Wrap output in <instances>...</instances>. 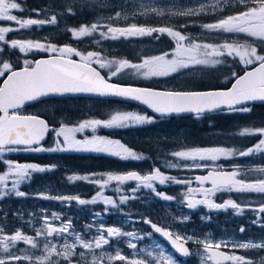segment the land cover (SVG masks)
<instances>
[{
	"label": "snow or ice",
	"instance_id": "1",
	"mask_svg": "<svg viewBox=\"0 0 264 264\" xmlns=\"http://www.w3.org/2000/svg\"><path fill=\"white\" fill-rule=\"evenodd\" d=\"M236 4L242 6L245 10L237 12L235 15H230L225 19H220L215 23L202 25L208 32L216 33H232L246 34L264 42V0H235ZM251 5V6H249ZM178 7L177 5H173ZM14 10L23 12L25 9L17 0H0V22H10L18 25L14 27H0V42L5 41V34L17 32L22 29H29L32 26H41L45 21L36 19H18L13 13ZM205 10L203 6L200 8H189L187 11L171 13V15L191 16L198 15ZM39 15V12L36 13ZM69 14L74 15L71 11ZM142 15H148L144 12ZM151 14L164 16L165 12L157 8H153ZM120 13L116 14V18L120 17ZM111 19V18H110ZM48 23L55 24L56 17L53 16ZM101 25L93 24L91 27H80L79 30H72L74 37L91 36L97 31ZM107 27V32H101L103 38H111L117 40L120 38H137L145 36H153L154 33L167 34L175 40V48L171 52H164L161 55L151 58H144L140 63H130L127 60L122 61H107L102 62L101 57L97 53L88 52L86 55L77 51L70 46L57 48L55 45H45L40 42L31 40L11 41V48H18L21 53H27L32 50H42L51 53L49 59H41L35 61L34 66H30L28 61H25V67L20 71H15L10 63H3L0 69V77L5 76L7 79L0 87V164L6 166V171L0 174V200L15 194L16 197H24L26 193L19 190V186L23 182L31 180L34 173H45L52 171L55 165L51 167L38 166L35 163H19L5 159L6 153L17 151H32V152H56V151H88L97 153H106L123 160H141L144 157L137 155L130 150L119 140L109 139L98 135H93L91 138L77 139V133H84L91 129L95 132L97 128H127L136 125L153 123V118L145 115H140L133 112H116L107 120L88 119L79 123L78 126L61 125L58 129L50 127L49 124L38 116H21L16 113L25 102L38 101L40 98L49 96L50 94H66V93H88L98 96H114L123 100H131L140 102L152 109L155 113L161 116L170 115L173 113H195L200 117L202 113L211 112L214 110L229 112H251V108L247 107L250 102H264V55L257 54L255 47L240 45L234 43H223L220 45H212L206 43L193 42L190 37H185L180 31L173 30L170 27H153L145 28L138 27L135 24L124 27ZM186 27V26H184ZM157 40L159 35L155 37ZM187 41V42H186ZM3 49L0 48V53ZM59 55H55L56 53ZM75 55L79 57V62L71 57ZM171 56V58H169ZM239 57V60L244 65H253L258 63L252 71L245 72L243 76L235 79L230 89L227 90H208V91H158L149 88L122 86L116 83H110L108 80L122 74L124 69H134L135 75L143 79L153 77H167L177 73L179 70L199 71L202 69L196 66L208 65L216 66L224 63L223 57ZM95 61L100 69L111 68V65L118 64L114 71H110L108 80L100 75L91 65ZM235 77V73H233ZM11 110V112H10ZM49 132L55 133V147L44 148L41 142L45 139ZM239 135H259L264 137V127L255 130L245 129ZM62 138V139H61ZM253 153H264V138L260 139L255 147L248 148L246 151H234L221 147H195L188 150H178L171 155L185 163L184 169H201L207 168L206 162H216L221 157L228 158L238 154L241 157L250 156ZM169 168H179V164H169ZM249 171L264 174V167L250 169ZM240 175L238 171H223L213 169L208 171L206 175H197L194 177L195 182L199 187H188L185 193L187 207L196 209L198 205H205L209 210L223 209L229 207L236 210L237 214H241L243 209L240 208L232 200H227L224 203L217 204L213 202L212 197L219 192H238V193H255L264 194V178L258 179L255 182H245L242 179H237ZM69 181H91L99 186L101 191L97 192L91 200L80 199L79 197H58L61 203H70L72 200L77 201L80 205L95 204L103 202L104 205L115 206L116 202L111 197L104 195V189L108 188L112 182H116V191H121L120 186L126 182L135 181L136 187L132 189L133 193L138 192L141 187L151 190L157 197L164 200H171L172 197L166 196L164 193L156 191L155 182L159 185H166L171 181L176 184L190 185L191 180L177 179L176 177L164 175L159 169H156L150 174L140 175L135 171H129L126 174H107L106 178L100 176L98 179H93L89 176L73 175L67 177ZM11 181V187H9ZM208 183L211 187H204ZM199 193L202 198H194V194ZM38 198L52 199L53 197L41 194ZM128 196L121 195L120 203L124 204L128 200ZM135 198V197H133ZM250 211H258L264 214V204L258 209H249ZM99 215V214H95ZM43 223L41 227L35 230V236H28L17 230L14 235H0V264H71V261L79 255L85 264H102L104 253L99 256L93 254L91 261L87 260L85 251L77 253V248L92 252L93 249H102L103 246L109 245L111 238L127 236L130 238L142 239L137 237L134 232H122L117 227L101 226L97 229L99 235L91 240H85L79 233H75L72 229V222L69 220L66 223H61L59 227L53 226L52 220H59L60 216L56 213L49 218L46 214L42 217ZM188 217H184L187 220ZM149 224L155 233L166 237L174 249L187 256L190 255L189 249L184 246L181 241H191L193 237H182L178 233H172L150 220L143 221ZM258 223V221H253ZM86 229H90L91 225H86ZM264 228V224H260ZM71 229V231H70ZM245 229L241 228V232ZM0 232L3 229L0 228ZM107 233V238L104 235ZM74 235V242H68L67 237ZM149 235H152L149 233ZM43 237V250L40 256L29 254L27 249L21 250L23 255L14 254L11 250L16 247L18 242H23L31 246L33 249L39 248L38 240ZM174 237V238H173ZM55 238H63L64 243L58 245L53 243ZM197 244H203L204 253L208 261L212 264H224L226 261H232L234 264H255V261L246 259L239 255H229L221 251H211V249H220L221 245L227 246L229 243L234 248L239 249H260L264 250V241L254 242L248 241L245 243H236L235 241H221L212 244L207 241L195 240ZM128 247L136 249L137 245L129 241ZM58 248L60 250H58ZM144 250H141L143 252ZM139 255V253H137ZM59 257V260L54 258ZM151 258V259H149ZM109 260L126 261V264H176L172 254H166L163 248H160L158 253L152 251L144 252L142 258L128 260L117 249L115 256L108 255Z\"/></svg>",
	"mask_w": 264,
	"mask_h": 264
},
{
	"label": "flooded vegetation",
	"instance_id": "2",
	"mask_svg": "<svg viewBox=\"0 0 264 264\" xmlns=\"http://www.w3.org/2000/svg\"><path fill=\"white\" fill-rule=\"evenodd\" d=\"M111 1L117 2L123 0ZM17 2L21 4V7L23 9H25L23 12L17 10L13 11L12 14L16 15L18 19H36L45 21V23L41 26L34 25L29 29H22L17 32H12L9 36L10 43L0 42V48L3 49L2 53H4L6 47H8L9 45L11 46V41L13 40H36V42H40L45 45H55L57 48L70 46L84 55H86L88 52L97 53L99 57L103 58L102 62H119L122 60H127L130 63H140L144 58H151L153 56L161 55L164 52H171L175 48V40L167 36V34L161 35L158 33H154V36H152L148 40H141L139 37L127 39L120 38L117 40H113L110 37H101V32H107V27H103L107 23H104V25L100 24L98 21L96 23V19L104 18L106 16L110 18V12L108 10H105L104 8L101 9L99 5H97V3L93 4V9L90 10V12L85 17H83V21H85L79 23V12L77 11L78 0H17ZM117 8L119 7L115 5L114 9H111L110 11H114ZM242 9H244L242 6L237 5L231 11L229 10L225 13H218L219 15L215 18V20L224 17L223 14H237V12ZM69 11L74 13V15L69 14ZM37 12H39V15L36 14ZM53 16L56 17V23H48V21H50ZM215 16L216 15L212 14L206 16V14H204L199 17H174L171 18V22H168L167 25L173 30L180 31L181 34L185 37H190L192 40H195V38L191 36V32H198L201 35L208 32L202 27V25L206 24L205 18H208L207 23H209L211 22L210 18ZM191 18L200 20V22H191ZM111 22L112 21H110V23H108L107 25L110 26ZM4 23L7 22H0V27H2ZM9 24V27H19L15 23L9 22ZM93 24L101 25L102 27H99L97 31L91 36L77 38L72 35L73 29L79 30L80 27L90 28ZM156 25L158 28L164 26V23H158ZM116 27L123 28L122 25H118ZM155 34L156 36L159 35L160 38L158 40L155 38ZM154 47L155 49L153 50ZM259 49L262 51L261 55H264V47H259ZM16 50H18V48H16ZM13 53H11V57L9 58L10 64H12L13 69L17 64L25 66V61L30 62L33 59V64L37 59L41 57L52 56L51 53L35 49L26 53L23 57H20L17 51L16 53L18 55ZM55 55H59V53L57 52ZM4 57L8 58L6 57L5 53ZM71 58L79 60V57L75 55H73ZM169 58L171 57L169 56ZM92 65L98 68L107 78L109 77L110 71H114L118 66V64H113L111 65V68L100 69L95 61H93ZM201 66L203 67L204 65ZM131 70L132 69H124L122 70V74H118L116 77H113L110 80L119 82L120 77L130 76L128 72ZM180 73L185 72L183 70H179L177 73L171 74L167 77H153L152 80L156 82V88L166 90H183L182 87H184L185 84H189V82L199 79L212 77V79L214 80L229 82V84L227 85L229 86L234 78L229 77L228 79H223L224 77L220 75L217 76L215 74H210L208 76L206 74H193L184 75L180 81H177L180 82V86L177 87H168L166 85H163L162 83H159H168L170 80L173 81L174 77H176ZM233 73L234 72H232V74L230 75H233ZM6 75L0 77V86ZM129 83L135 84V82L133 81H130ZM45 100H50L47 102L51 104V109L54 108L53 112L56 116V125L51 124V122L44 116V113L47 110V104L42 103L41 101V103L37 102L32 105L19 108L16 110V113L24 115H42L49 121L50 125L58 129L62 124L69 127L78 126L79 123L88 119L107 120L116 112H133L139 114L138 111H140L143 112L144 115L153 118V124L157 125H160L161 123L167 121L180 120V122L175 125V128L181 129L182 126H186L187 133L184 135L183 139H150L146 137L147 132L149 131L148 124H143L127 128L99 127L98 132H92L91 129H88L84 133L76 134L77 139H84L85 137L91 138L93 135H98L109 139L119 140L122 144H124L130 150L134 151L137 155L144 157V159L141 160H123L106 153L88 151H25L27 154H22V156L20 157L24 158L23 160L18 157L19 155H21V153L18 155H13L12 158H16L22 163H35L38 166L42 167H51L55 165L52 171H47L45 173H34L30 181L24 182L20 189L24 193H26L25 196L31 197L33 191L36 190H39L40 192L46 188H55V190H67L71 192V194L74 193L76 195H79L77 197H79L80 199L90 200L97 194V192L101 191L99 186L95 183H92L91 181L72 182L69 181L67 177L80 175L98 179L100 176H104L106 178L107 174L109 173L126 174L129 171H135L140 175H147L152 173L156 169H159L160 172L164 175L173 176L177 179L191 180L192 183L190 185H181L169 181L166 183V185L162 186L159 185L158 182H155L156 191L164 193L166 196L172 197L171 200H164L160 197H157L151 190L145 189L143 187H141L138 192L133 193L132 189L136 187L137 183L135 181L126 182L124 185L120 186L121 191L119 192L116 191V182H112L109 187L104 189L103 191L106 197H111L116 202L115 206H106L101 201L102 205L87 204L83 207L87 208L88 210L90 207L94 206L95 208L101 210L102 218L100 219V221L107 222L109 225L119 224V226H122L123 222H130L132 224L131 226H129V228L132 230L131 232L136 233L137 237H142V239L134 238L139 248L146 247L149 242L155 240L158 244L162 245L161 248L166 251V254H172L173 259L176 261V264H201L200 257L196 254L198 248L197 243L193 242V240L181 241L182 243H184L186 248L188 247L189 249L190 255L185 256L179 251L175 250L174 246L169 240L164 239L159 233H155L154 229H152L149 224L143 222L144 220H150L151 223L156 224L158 227H161L172 233H178L182 237H202L206 235L219 237V235H222L225 231H230L231 233L235 234L237 238L248 236L251 239L250 241H253L250 236L259 239L264 238V228L260 227V224H264V214H261L258 211L249 210L258 209L262 204H264V194L238 193L233 191L219 192L212 197L213 202L217 204L224 203L227 200L234 201L240 206L241 209H243V212L241 214H237L236 210L231 207H229L227 210H209L205 205H198L193 213H191L190 219L187 220H184V218L172 217L167 213V209H169L167 206H169L175 213H181L182 210L187 211L185 209L187 207V202L183 195H185V193L187 192L188 187H199V184L195 182L194 177L197 175H205L208 171H212L213 169L229 172L238 171L240 175L237 177V179H242L248 183L255 182L258 179L264 178V174L262 173L249 171L250 169L264 167V153H253L252 155L245 157H241L238 154L228 158L221 157V159L216 162H206L208 164L207 168L191 170L184 169L185 163L191 164L190 161L184 162L178 160L170 154L172 151H176L177 147L182 146L183 144L193 147H227L231 150L237 151L238 153L239 150L237 148V141L229 136H232V132H235L234 126L237 125H234L233 123L238 120L239 113L229 112L227 109H225L224 111L217 110L202 113L200 117H197L196 114L160 116L145 108L144 109L146 111L128 107L117 108L113 105V102H110L113 101L110 99H99L84 96H61L47 98ZM95 103H97L99 106L96 107ZM132 104L133 103H126V105L129 106H133ZM112 106L114 108H112ZM259 106L264 107V104L247 105V107H250L251 109ZM37 107L40 109L39 111L35 112L34 108ZM244 114L246 117H262L264 119V115H254L252 114V110L251 112ZM196 122L200 123V129L197 128V132L199 129L200 134L197 137H193V126L191 124ZM246 125L247 129L248 127H251L250 123H246ZM256 126L264 127V122ZM256 126L254 125L252 130H255ZM165 129L166 127H155L153 131L154 133L160 132L158 135H156L159 136L162 135L161 132L165 131ZM166 133H168V130L166 131ZM53 135L55 137V133ZM253 136H256V139L250 138L249 140H247V144H249L248 148L255 147V145L261 139L257 138L258 135ZM54 137L52 136V132H50L48 139L44 143H41V145L44 148L55 147L56 145L54 142ZM143 143L151 144L152 153H146L142 149ZM153 144L155 146L154 149L152 147ZM31 154H38L42 162L36 163L29 161V155ZM49 157L53 158V160L50 163H47L46 160ZM95 161L103 162V166H100L99 169H95ZM167 162L177 163L180 165V167L169 168L165 165ZM181 186L183 187V191L179 192ZM204 187H211V185L206 183ZM143 191H145L148 196H142ZM121 195H126L129 197L127 202L124 204L120 203L119 197ZM69 197L74 196L69 195ZM194 198L200 199L202 198V196L199 193H196L194 194ZM33 199L35 198H32V200ZM149 199H151V201H149ZM24 200L26 205L30 208H34L37 206V203H34L29 198H24ZM39 200L42 202L40 198ZM71 202L75 203V200H72ZM176 202L178 204H176ZM75 210L76 205L75 209L69 210L70 213L68 214V216H70L74 222L88 221L84 217L78 218V216H76L75 214ZM253 221H258V223H253ZM241 228L245 229V231L241 232ZM149 233H151L152 235H149ZM115 242L121 243V240L119 238L116 239L115 237L111 238L109 245H113ZM157 243L154 247V254L158 253L160 250ZM123 247L126 251V246L123 245ZM201 247L204 251L203 245ZM220 249L226 250L231 255H239L245 257L246 259L253 260L255 261V264H264V250L239 249L234 247L227 248L225 246H221ZM233 263L234 262L229 261L228 263L224 264Z\"/></svg>",
	"mask_w": 264,
	"mask_h": 264
},
{
	"label": "rangeland",
	"instance_id": "3",
	"mask_svg": "<svg viewBox=\"0 0 264 264\" xmlns=\"http://www.w3.org/2000/svg\"><path fill=\"white\" fill-rule=\"evenodd\" d=\"M124 1V2H123ZM123 1H117V2H113L111 0H78L79 2H85V4H89L91 7L93 6V4L99 5V7L102 9L104 8L105 10H108L110 13V18H108L107 16L104 18H99L96 19V23L97 21L100 24L104 23H110V27H116L118 25H122V27H128L131 26L133 24H135L138 27H145V28H153L156 27L158 23H164V26L162 27H168V22H171V18L174 17H180L181 15H171V13H178L180 11H187L189 8L192 9H196V8H200L201 6H203L205 8V10L198 14V15H191V17H199L202 16L204 14H206V16H208L209 14L212 15H216L215 17H211L209 23H215L220 19H225L230 15H235L233 13L230 14H223L224 17L216 19L215 18L219 15L218 13H225L228 12L229 10H233L237 5L235 0H123ZM117 5L119 8H117L114 11H110L111 9H114V6ZM173 5H177L178 7H174ZM153 8H157L159 10H162L165 12L164 16H158V15H153L151 14L152 9ZM245 10V9H242ZM240 10V11H242ZM147 12L149 13L148 15H142L141 13ZM120 13V17L116 18V14ZM184 17L185 16H181ZM206 19V24L208 21V18ZM102 20V21H99ZM117 22V23H114ZM122 22V23H120ZM191 22L194 23H199L200 20H196L195 18H191ZM106 24V25H107ZM9 22L4 23L2 27H9ZM108 26V25H107ZM32 28V27H31ZM191 36L193 38H195V40H192L193 42L196 43H206V44H212V45H220L223 43H234V44H240V45H247L249 47H255L257 49V54L261 55V50L259 49V47H264V42H261L259 39L255 38V37H251L249 35L246 34H232V33H216V32H206L204 34H199L198 32H191ZM11 33H6L5 34V41L7 43H10V36ZM163 35V34H162ZM154 36V35H153ZM152 37V36H151ZM149 36H145V37H139L141 40H148L149 38H151ZM156 37V34H155ZM33 42H36V40H32ZM155 49V47L153 48V50ZM20 55V57L25 56L26 53H21L16 49L11 48V46L9 45L8 47L5 48V55L8 58L4 57V53L0 54V69H2L3 67V63L7 62L10 63L9 58L11 57V53H15L16 55H18L17 53ZM13 53V54H14ZM28 53V52H27ZM171 57V56H170ZM22 60V59H20ZM224 63L222 65H216V66H208V65H204L203 67H197L199 69V71H188V70H183L185 73H180L179 75H177L176 77H174L173 81L170 80L168 83L166 82H159L162 83L163 85H166L168 87L170 86H180V81L181 78L184 75H203L206 74L207 76L210 74H215V75H220L222 77H224L223 79H228L229 77H233L232 72L235 71V69L238 66H244L246 67V65L242 64L239 60V57H223ZM12 65V64H11ZM232 71V72H231ZM228 75V76H226ZM131 79L134 80H140L143 79L142 77H139L137 75H135V73L130 76ZM152 79V78H150ZM172 81V82H171ZM95 106L98 107L99 105L97 103H95ZM102 107V106H101ZM40 108H34V111L37 112L39 111ZM137 111V110H135ZM140 115H144L143 112L138 111ZM239 113L238 116H241L240 120L238 119L236 122H234V125H243V126H247L246 123H250L251 127H248L249 130L253 129V126L255 125H260L262 122H264V119L262 117H246L244 113L241 112H236ZM146 116V115H145ZM148 117V116H147ZM180 120H174V121H167V122H163L160 125L157 124H153V123H148V129L149 131L147 132L146 137L147 138H169L171 140L173 139H183L184 135L187 133V127L186 126H182L181 129L175 128V125L177 123H179ZM155 127H166L165 131L161 132L162 135L156 136L158 135L160 132L154 133L153 129ZM101 128V127H100ZM261 128V126L259 127H255V129H259ZM99 128H97V130L95 132H98ZM168 130V133H166V131ZM245 130V129H244ZM252 136V135H250ZM257 138H264L261 136H257ZM183 144V143H181ZM191 148H195L193 146L190 145H186L183 144L182 146L177 147V150H188ZM225 149L231 150L230 148L227 147H223ZM175 151H172L170 154H172ZM27 154L25 151L21 152V151H17V152H13V153H6L5 154V159L6 160H11L12 162H19L22 163L21 161L17 160L16 158H12L13 155H18V154ZM169 164H177V163H173V162H167L165 165L168 166ZM4 166V167H3ZM3 167V168H2ZM6 166L4 164H0V174H2L4 171H6ZM24 184V182L19 186V190L22 191L20 189V187ZM9 187H11V181H9ZM183 191V187L181 186L179 189V192ZM43 194L45 196H50L53 197L52 199H41L42 202L39 200V196ZM70 196H74L77 197L79 195H76L74 193L71 194V192L67 191V190H55V188H46L43 189L42 191L39 192V190L33 191V193L31 194V197L28 196H24V197H16L15 194H11L8 197H14L17 198L20 203L22 204L21 208H17L14 210H11L8 208L10 203H6L5 205L3 204V201L6 198L0 200V228L3 229V232H0V235H14L15 232L17 230L21 231L23 234L28 235V236H35V230L39 227H41L42 223H43V215H47L49 218L52 217L53 213H56L60 216L59 220H52L51 222L53 223V226H57L59 227L61 225V223H66L69 220H71L72 222V229L75 230V233H79L83 236V238L85 240H91L93 237L99 235V233L97 232V229H99L101 226H103L105 229L107 227H117L120 228L122 232H131L132 230L129 228V226H131L132 224L130 222H123L122 226H119V224H108L107 222H101L100 219L102 218V211L95 208L94 206L90 207L88 210L87 208L83 207L84 205H80L77 201H75V203L70 202V203H61V201L59 199H57L58 197H69ZM142 196H148V194L143 191ZM183 197H185V195H183ZM24 198H29L35 203H37V206L34 208H30L26 205ZM92 199V198H91ZM90 199V200H91ZM149 201H151V199H149ZM148 202V201H147ZM76 205V216H78V218H82L84 217L86 220H88L86 223L85 222H74L73 219L68 216V214L70 213L69 210L71 209H75V205ZM176 204H178L176 202ZM87 205V204H85ZM95 205H102V202H97L95 203ZM182 206V205H180ZM187 206V205H186ZM62 207V208H60ZM169 209H167V213L169 215H171L172 217H176V218H184V217H188V219H190L191 217V213H193V211L195 209H189L188 207H186L185 209L187 211L182 210L181 213H175L169 206H167ZM183 208V207H182ZM74 211V212H75ZM197 212V211H196ZM3 214H6L3 217ZM95 214H99V215H95ZM2 215V217H1ZM81 223V224H80ZM86 225H91L90 229H86ZM71 231V229H70ZM105 237L107 238V233L104 232ZM193 237V236H190ZM253 241H257V242H261L264 241V238L259 239L256 237H252ZM116 239H120L121 243L119 242H115L113 245H106L103 246L102 249H93L92 252H88V250H84V249H80L77 248V253H79L80 251H85L86 253H88L87 255V260L91 261L92 259V255L95 254L97 256H99L102 252L105 254L104 255V259L102 261V264H126V261H117V260H109L108 259V255L110 254L111 256H115L117 249H119V251L121 252L122 255H124L128 260L131 259H138V258H142L144 255V252L147 251H152L154 253V247L155 244L157 243L155 240H152L151 242H149L147 244L146 247L143 248H139L137 246L136 249H132L128 247V243L129 241L131 243H134L137 245V242L135 241L134 238H130L127 236H122V237H115ZM68 242H74V235H69L67 237ZM201 240V241H207L212 243L213 245L216 243H219L221 241H235L236 243H245L250 241L251 239L248 236H242L241 238H237L235 234L231 233L230 231H225L222 235H219V237L216 236H211V235H206V236H202V237H193V242H195V240ZM43 237L39 238L38 243H39V248L38 249H33L31 248V246L26 245L23 242H18L16 247L13 248L11 251L14 254H18V255H23L24 252L21 250H25L27 249L29 251V254H33L34 256H40L42 254V250H43V243H42ZM58 240V242H57ZM53 243H57L58 245H62L65 241L63 238H55L52 240ZM123 245L126 246V251L124 250ZM158 248H161L162 245L157 243ZM198 248H197V256L200 257V263L201 264H211L210 261H208L207 256L205 255L203 249H202V243L201 244H197ZM221 246H224L223 244ZM227 248H232L233 245L231 243H229L227 246H225ZM58 250H60L58 248ZM141 250H144L143 252H141ZM137 253H139V255H137ZM3 252H0V256H3ZM56 260H59V257L54 258ZM151 259V258H149ZM23 264H27V262H23ZM71 264H85V261L79 257V255H77L72 261ZM234 264V263H233Z\"/></svg>",
	"mask_w": 264,
	"mask_h": 264
},
{
	"label": "trees",
	"instance_id": "4",
	"mask_svg": "<svg viewBox=\"0 0 264 264\" xmlns=\"http://www.w3.org/2000/svg\"><path fill=\"white\" fill-rule=\"evenodd\" d=\"M93 8L88 4H85V2H79L78 3V8H77V11L79 12V23H82L84 22L83 21V17H85L89 12L90 10H92ZM33 62V59L29 62V65H31ZM22 65H16L15 67H20ZM246 67L244 66H238L234 73H235V76H237L238 74H240L243 70H245ZM135 73V70L132 69L131 71L128 72L129 75H133ZM130 79V77H120L119 78V82H122V83H129L130 81L128 80ZM128 81V82H126ZM135 83L137 84H140V85H147V86H156V82H154L152 79H140V80H137V81H134ZM228 84L227 81H220V80H214L211 78H205V79H199V80H195V81H191L189 82V84H185L184 87H182L183 89H207V88H213V87H223V86H226ZM47 101H50V100H42L41 102L42 103H46L47 104V110L45 111L44 113V116L51 122V124H55L56 125V116L54 115V112H53V109L54 108H50V103H48ZM40 102V103H41ZM110 102H113V105L116 106L117 108H122V107H128V108H135V109H139L141 111H146L144 108H141L139 106H135L134 104H132L133 106H129V105H126V103H122V102H116V101H110ZM116 103H120V104H116ZM38 105V104H37ZM112 108H114L112 106ZM60 111V110H59ZM41 112V111H40ZM252 114L254 115H264V107H255L252 109ZM251 114V115H252ZM241 116H238V119H240ZM200 123L199 122H196V123H192L191 125L193 126L192 127V132L194 133V136L193 137H197L199 136V129H200ZM197 128L198 129V132H197ZM234 129H235V132H232V136H229L231 138H233L234 140L237 141V148L239 151H245L247 150L249 144H247V140H249L250 138H254L256 139V136H250V135H239V133L243 132L244 129H247L246 126H243V125H238V126H234ZM233 129V130H234ZM54 133L52 132V136L54 137L53 135ZM233 140V141H234ZM153 149L155 148L154 144L152 145ZM142 149L146 152V153H152V148H151V144L150 143H143L142 144ZM22 156L19 155L18 157L20 158ZM30 156V159H28L29 161H32V162H36V163H39V162H42V160L40 159V156L38 154H31L29 155ZM21 160H23L24 158H20ZM53 160V158L49 157L46 162L47 163H50L51 161ZM94 166H95V169H99L100 166H103V162H99V161H95L94 163ZM6 203H10L8 208L11 209V210H14V209H19L22 207V204L20 203V201L17 199V198H14V197H7V199H5L3 201V204L2 205H5ZM6 214H3V217L5 216ZM2 217V215H1ZM81 224V223H80Z\"/></svg>",
	"mask_w": 264,
	"mask_h": 264
},
{
	"label": "water",
	"instance_id": "5",
	"mask_svg": "<svg viewBox=\"0 0 264 264\" xmlns=\"http://www.w3.org/2000/svg\"><path fill=\"white\" fill-rule=\"evenodd\" d=\"M51 56H48V57H41V58H39V59H37V60H41V59H49ZM36 60V61H37ZM73 60H76V59H73ZM76 61H78L79 62V60H76ZM35 65V62H34V64L32 65V66H34ZM93 68H95L96 69V71H98L99 73H100V75L101 76H103L106 80H108L107 78H106V76L98 69V68H96V67H94L93 65H91ZM25 67V66H24ZM24 67H19V68H16V69H13V70H15V71H20V70H22ZM256 67H258V64L257 65H255V66H253V67H251V68H248V69H246L245 71H243L240 75H238L236 78H238V77H240V76H243L244 74H245V72H248V71H252V70H254ZM8 75H10V73H8L7 75H6V77L4 78V80L2 81V83H1V86L0 87H2L3 86V84H4V81L7 79V76ZM235 78V79H236ZM235 79L232 81V83L229 85V86H227V87H222V88H211V89H202V90H186V91H208V90H227V89H230L231 88V86H232V84H234L235 83ZM108 82H110V83H116V82H114V81H110V80H108ZM116 84H120V85H122V86H134V87H142V88H149V89H153V90H158V91H174V90H164V89H159V88H155V87H148V86H141V85H132V84H122V83H116ZM61 96H86V97H93V98H104V99H115V100H121V101H126V102H131V103H135V104H138V105H140V106H143V107H146L147 109H149L150 111H152L153 113H155L152 109H150V108H148L146 105H144V104H142V103H140V102H136V101H131V100H123V99H121V98H119V97H114V96H98V95H96V94H88V93H66V94H63V95H61V94H50L49 96H46V97H43V98H40L38 101H33V102H25L20 108H22V107H26V106H29V105H32V104H34V103H37V102H39V101H41V100H44V99H47V98H52V97H61ZM250 104H264V102H261V101H255V102H250V103H248L247 105H250ZM214 111H217V110H214ZM10 112H11V110H10ZM212 112V111H211ZM205 113H207V112H205ZM155 114H157V113H155ZM191 114H195V113H173V114H170V115H166V116H177V115H191ZM0 115H2V113H0ZM18 115H21V116H38V117H40V118H42V119H44L47 123H48V121H47V119L45 118V117H42V116H40V115H24V114H18ZM157 115H160V114H157ZM161 116V115H160ZM49 124V123H48ZM50 126V125H49ZM50 127H53V126H50ZM48 135H49V133L48 134H46V136H45V139L41 142V143H43V142H45L46 140H47V138H48ZM206 175V174H205ZM161 235V234H160ZM162 236V235H161ZM163 237V236H162ZM164 239H166V240H168L166 237H163ZM174 238V237H173ZM185 246V245H184ZM186 247V246H185ZM188 248V247H187ZM211 251H221V252H224V253H227V254H229V255H231L229 252H227V251H225V250H223V249H215V248H213V249H211ZM229 261H226V262H224V263H228Z\"/></svg>",
	"mask_w": 264,
	"mask_h": 264
}]
</instances>
